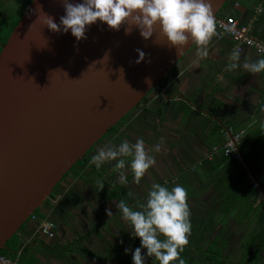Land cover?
<instances>
[{"label":"crops","instance_id":"1","mask_svg":"<svg viewBox=\"0 0 264 264\" xmlns=\"http://www.w3.org/2000/svg\"><path fill=\"white\" fill-rule=\"evenodd\" d=\"M228 15L249 25L250 33L264 40V0H229L219 13L220 17ZM196 48L193 44L171 69L165 82L151 89L126 115L115 135L107 136L106 143L94 144L87 160L59 181L55 188L58 197L48 198L38 207L37 214L20 226L15 233L19 241L16 251L19 264H133L132 252L140 247V240L131 236L128 223L116 208L118 200L111 197L110 190L116 186L123 200L135 208L137 203L145 201L155 178V183L169 190L176 185L187 190L191 231H204L210 224L215 228L216 218L211 215L226 214H232L230 220L234 225L249 230L238 243L243 248L239 261H227L242 264L247 256L254 262V258L261 257L258 264L264 263V250L258 252L255 243H246L255 225H248L247 220L239 222V207L226 212L219 208L225 184L236 167L219 164L216 159L219 151L215 150L222 143L223 132L237 136V144L257 124L264 126V72L227 71L232 51L228 37L213 38L207 59H199ZM241 50L242 61L246 57L250 61L264 58V54L249 48ZM138 138L144 140L146 149L151 150L156 160L139 184L133 183L128 171V183L121 185L118 174L113 171L115 161L96 168L97 176L92 174L88 161L98 148L108 143L118 145L124 140L135 143ZM157 144L159 152L154 150ZM252 161L256 173L251 176L263 199L264 150L256 153ZM97 181L103 182L102 189L97 190ZM129 191L133 196L127 195ZM106 209L112 212L111 216L108 217ZM195 217L197 224L192 222ZM43 219L55 226L52 238L39 233ZM214 240L218 245L205 247L221 248L226 243L217 236ZM145 264L156 263L147 257Z\"/></svg>","mask_w":264,"mask_h":264},{"label":"water","instance_id":"2","mask_svg":"<svg viewBox=\"0 0 264 264\" xmlns=\"http://www.w3.org/2000/svg\"><path fill=\"white\" fill-rule=\"evenodd\" d=\"M226 1L207 0L214 16ZM41 11L59 24L63 0H29L0 45V249L194 44L178 52L159 27L145 40L135 26L125 34L127 25L99 20L77 41L50 31Z\"/></svg>","mask_w":264,"mask_h":264},{"label":"clouds","instance_id":"3","mask_svg":"<svg viewBox=\"0 0 264 264\" xmlns=\"http://www.w3.org/2000/svg\"><path fill=\"white\" fill-rule=\"evenodd\" d=\"M63 6L65 15L60 17L59 24L41 11L43 24L53 32L71 30L77 41L87 38L86 26L97 20L106 22L111 30L118 31L122 25H127L125 34H130L135 26L145 40L152 37L155 28L159 27L160 35L166 37L170 46L181 52L190 40L197 45V57L203 60L209 57L211 42L219 35L207 0H83L82 3L75 4L63 0ZM136 51L139 53L136 63H140L144 60L145 53L140 49ZM241 55L242 50L236 46L229 56L227 71L240 70L251 74L264 72V58L250 61L246 57L242 61ZM154 150L159 152L160 145L157 144ZM150 151L146 149L142 138H138L135 143L127 140L118 145L108 143L98 148L88 163L99 169L102 165L115 161L113 171L118 174L121 185L128 183V171L132 174L133 183L139 184L141 178L156 164ZM103 186V182L97 181V190ZM127 195L131 197L133 193L129 191ZM187 200L188 193L183 186L176 185L169 190L154 182L145 201L137 203L135 208L125 200L116 203V208L131 229V236L140 240V247L132 252L133 264H145L146 256L152 257L158 264H185L181 253L188 245L191 234ZM105 211L108 217L112 215L109 209ZM142 248L146 249L144 255Z\"/></svg>","mask_w":264,"mask_h":264},{"label":"trees","instance_id":"4","mask_svg":"<svg viewBox=\"0 0 264 264\" xmlns=\"http://www.w3.org/2000/svg\"><path fill=\"white\" fill-rule=\"evenodd\" d=\"M28 2L29 0H9V2H7L5 7L3 8V13H0V45L6 40L9 32L17 22L20 14L24 10ZM164 79L165 78H163L161 81L164 82ZM161 81H159V83ZM121 121L122 119L115 125H113L110 129H108L107 133H109L111 136L115 135L118 131L117 125ZM221 137L223 143V134L221 135ZM262 140H264V126L257 124V126L253 128V130L244 133L237 143V148L242 158L248 165V171L253 175L256 173V167L254 162L252 161V157L258 152H263L264 143H260V141ZM89 150L85 153L81 160H78L62 176V178L69 173H73L75 171L74 167L76 165L81 164L82 162H85L87 160V154ZM217 155L218 156L216 159L218 160L219 164H227V166L230 168L236 167L234 175L229 179V182L225 184V190L220 197L221 200L219 208L222 212H226L232 207H239V222L247 220L248 225L252 223L253 225H255V229L251 234L248 235L246 243L249 245L255 243V247L257 248L258 252H260L264 250V197L262 200L260 191L251 187V183L246 176V172L243 168L238 166L237 162L234 159L222 155L220 151ZM90 167L92 174L97 176L95 165H91ZM57 184L55 185V187L57 186ZM54 188L52 192H55ZM262 189L264 191V186H262ZM110 195L118 201L123 200V196L116 186L111 188ZM46 200L47 199H45V201ZM37 212L38 208L32 212V215L37 214ZM18 244L19 241L15 234H13L6 241L5 247L0 249V254L11 259L15 258ZM188 251V248H184V251L181 253V258L184 259L185 262L186 253ZM200 255L202 260L206 261L208 264H235L226 260L220 247H205L201 250Z\"/></svg>","mask_w":264,"mask_h":264},{"label":"built area","instance_id":"5","mask_svg":"<svg viewBox=\"0 0 264 264\" xmlns=\"http://www.w3.org/2000/svg\"><path fill=\"white\" fill-rule=\"evenodd\" d=\"M256 12H261V9L257 8ZM216 20L217 32L219 35L215 38L228 37L232 42V50L239 46L240 49L243 47L249 48L258 54H264V40L257 38L256 36L250 33V26L247 24L239 23L232 16H224L220 17L219 14H215L214 16ZM228 29H232V31H228ZM224 136V142L219 146L215 147V150L220 151V153L224 156H228L234 159L238 166L243 168L246 172V176L251 183V187L254 189H258V185L256 181L251 176V173L248 171V165L246 161L242 158L235 139L237 136H231L227 132L222 133ZM52 200H55L58 197L56 192H50ZM263 200V199H262ZM30 217H33L31 214ZM55 226L53 222L47 219L41 220L39 224V233L45 238H52L54 235ZM0 264H19L17 257L11 259L2 254H0Z\"/></svg>","mask_w":264,"mask_h":264},{"label":"rangeland","instance_id":"6","mask_svg":"<svg viewBox=\"0 0 264 264\" xmlns=\"http://www.w3.org/2000/svg\"><path fill=\"white\" fill-rule=\"evenodd\" d=\"M228 1L229 0L225 2V4L220 8L217 14L223 12L224 8L228 4ZM7 2H9V0H0V13H3V8L7 4ZM125 118L126 116L124 117V119ZM122 121L117 125L118 128L121 126ZM107 141H108V137H106V135L105 138L98 140V142L101 143H106ZM154 181L156 182V178L154 179ZM217 202L218 201H216V203ZM211 217L216 218L215 228L213 226L214 224H210L207 225V229H205L204 231H197V230L191 231V234L188 237L189 243L187 247L189 248V251H188V255L186 256L187 261L185 262V264H200V263L208 264L206 261L202 260L200 255V250L203 249V247H205L206 245H218V242L214 240L215 236L219 238H223L226 242L224 243L223 246H221V249L224 253L226 260H232L236 263L237 261H239L240 257L242 256L243 248H240L238 246V243L239 241L243 240L242 238L246 235V232H248L249 230L246 231L242 226L234 225L232 223L233 221L230 220L232 214L231 215L226 214L222 216L211 215ZM192 222H195V224H197L196 217L194 218V220H192ZM141 250L143 255L146 254V249L142 248ZM252 250L254 251L255 248H252ZM249 253H251V251H249ZM146 259L147 257H145V260ZM254 259L255 262L250 257L245 256L244 259H242V264H255V263L258 264V262L261 261V257ZM152 263L158 264V262L155 261L153 258H152ZM173 264H176V262H173Z\"/></svg>","mask_w":264,"mask_h":264},{"label":"flooded vegetation","instance_id":"7","mask_svg":"<svg viewBox=\"0 0 264 264\" xmlns=\"http://www.w3.org/2000/svg\"><path fill=\"white\" fill-rule=\"evenodd\" d=\"M165 79H166V78H165ZM165 79H164V80H165ZM162 83H163V81H161L159 84H162ZM159 84H157V85H159ZM122 120H123V119H122ZM105 135H106V137H107V136H108V137L111 136L109 133L106 132V133H105L100 139L105 138ZM100 139H99V140H100ZM96 143H98V141H97ZM96 143H95V144H96ZM91 149H92V147H91ZM91 149H90V150H91ZM90 150H89V152H90ZM89 152H88V153H89ZM51 193H52V191H51ZM48 198L51 199V196H48ZM48 198H47V199H48Z\"/></svg>","mask_w":264,"mask_h":264}]
</instances>
